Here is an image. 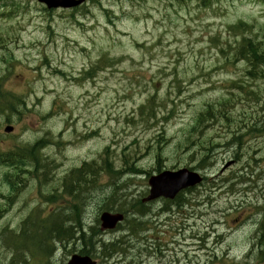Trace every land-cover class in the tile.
I'll return each mask as SVG.
<instances>
[{
	"label": "rangeland",
	"instance_id": "374dc122",
	"mask_svg": "<svg viewBox=\"0 0 264 264\" xmlns=\"http://www.w3.org/2000/svg\"><path fill=\"white\" fill-rule=\"evenodd\" d=\"M241 20L250 27L234 28ZM0 35L3 88L28 105L21 119L11 115L14 123L0 115V149L50 140L41 152L48 176L20 172L11 191L3 180L10 167L0 165V264L13 263L7 229L19 231L35 208H48L43 195L61 191L84 161L98 165V176L83 217L100 229L104 208L145 197L160 165L195 167L208 178L180 204L158 199L146 214L128 212L115 229H101L99 264H264L253 249L264 234V78L235 52L242 36L264 43V0H88L56 10L6 0ZM106 157L117 172H107ZM133 217L141 231L129 227ZM103 242L118 249L105 256ZM82 247L56 243L51 259L67 264Z\"/></svg>",
	"mask_w": 264,
	"mask_h": 264
},
{
	"label": "trees",
	"instance_id": "16d2710c",
	"mask_svg": "<svg viewBox=\"0 0 264 264\" xmlns=\"http://www.w3.org/2000/svg\"><path fill=\"white\" fill-rule=\"evenodd\" d=\"M247 27H250V25L240 23L235 28L246 30ZM235 52L237 57L249 64L251 67L249 72L252 75H255L260 67V76L264 78L263 41L242 36ZM207 106L208 108L201 112L197 118L198 125L203 123L206 116L212 112V105L208 104ZM27 110L28 105L25 99L11 90L4 89L0 79V115L5 117L6 122L14 123L11 115L17 113L18 118L21 119L23 113ZM256 130L260 131L261 129ZM49 142V137L45 136L33 144H21L9 150L0 149V165L10 167L4 173L3 180L8 183L11 191L19 188L15 181L20 172H27L33 178L38 179L41 176H48L50 165L46 162L47 159L41 152L43 148L48 146ZM161 160L159 156V164ZM104 161L107 172H117L108 157ZM206 161L208 160L203 159L204 163ZM134 171L141 172L142 170L135 168ZM97 176L98 165L94 161H84L81 166L72 169L63 177L61 191H53L50 194L43 195L44 202L48 204V208H35L22 221L19 231L7 229L3 242L13 250V263L11 264H54L51 258L56 243L66 246L67 243L80 241L83 247L78 249L79 253L92 255L93 257L96 255V251L93 249L95 245L94 238L101 233V229L97 225L87 226L83 212L87 197H90L91 185L97 182ZM112 201L115 202V197H112ZM104 209L125 214L131 212L144 215L146 214L147 206L141 200H136L131 202L128 207L127 202L122 201L118 205H109ZM2 211L0 209V218ZM96 221L99 222V219L96 218ZM128 224L134 233L137 230L141 231L143 227L142 221L136 217L131 218ZM260 230L264 233V221ZM117 244L103 242L100 245L101 252L108 256L118 249ZM253 249L258 251L257 258L264 260V234L253 245Z\"/></svg>",
	"mask_w": 264,
	"mask_h": 264
},
{
	"label": "water",
	"instance_id": "95a60500",
	"mask_svg": "<svg viewBox=\"0 0 264 264\" xmlns=\"http://www.w3.org/2000/svg\"><path fill=\"white\" fill-rule=\"evenodd\" d=\"M48 5L49 8L74 7L81 4L84 0H39ZM13 130L8 126L6 131ZM201 181V177L196 172H190L187 169L178 171H164L163 173L151 177L149 184L151 186L149 200L165 197L173 199L181 190L193 186ZM122 215H115L105 212L101 216L102 228H115L117 223L122 220ZM68 264H96L90 256L74 254Z\"/></svg>",
	"mask_w": 264,
	"mask_h": 264
},
{
	"label": "bare ground",
	"instance_id": "6f19581e",
	"mask_svg": "<svg viewBox=\"0 0 264 264\" xmlns=\"http://www.w3.org/2000/svg\"><path fill=\"white\" fill-rule=\"evenodd\" d=\"M11 264V263H10ZM22 264V263H21Z\"/></svg>",
	"mask_w": 264,
	"mask_h": 264
}]
</instances>
